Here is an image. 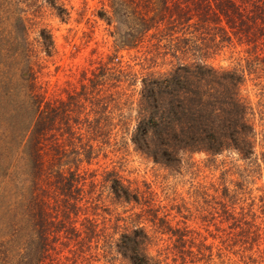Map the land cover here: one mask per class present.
<instances>
[{"label":"trees","instance_id":"16d2710c","mask_svg":"<svg viewBox=\"0 0 264 264\" xmlns=\"http://www.w3.org/2000/svg\"><path fill=\"white\" fill-rule=\"evenodd\" d=\"M110 2L111 13L104 9L100 17L126 26L120 42L138 49L141 70L112 53L90 76L83 72L63 98L45 100L31 66L25 84L16 85L30 50L9 33L0 35V124L29 133L25 162L5 175L19 200L0 197V264H93L101 256H121L129 264L212 259L213 245L196 244L188 225L174 227L151 186L142 188L116 167L91 168L122 142L170 168H181L196 153L227 152L246 162L247 177L264 174V117L257 120L244 93L250 80H264V0ZM236 44L246 46L247 54L237 65L210 62ZM18 95L25 99L18 102ZM10 149L0 132V176ZM230 193L226 198L240 200L238 191ZM107 201L115 208H106ZM224 204L245 243L264 237L255 222L251 233L245 229L247 212L237 218ZM156 232L176 240L159 247ZM227 238L237 242L236 233Z\"/></svg>","mask_w":264,"mask_h":264},{"label":"rangeland","instance_id":"374dc122","mask_svg":"<svg viewBox=\"0 0 264 264\" xmlns=\"http://www.w3.org/2000/svg\"><path fill=\"white\" fill-rule=\"evenodd\" d=\"M110 6V0H0V28L3 30L0 35L9 33L30 50V55L22 59L24 64L19 65L14 83L18 86L25 84L31 66L37 76V91L44 99L63 98L67 95L64 90L77 84L83 72L88 70L90 76V70L97 67L101 59L115 52L123 55L135 69L141 70V60L137 58L141 53L138 49L123 47L120 42V34L125 32L126 26L119 19L109 24L100 17L104 9L111 13ZM245 49L246 46L238 44L227 47L210 62L217 67H232L246 57ZM3 62L0 57V70H4ZM242 63L244 65L245 61ZM263 88L264 80L261 79L250 80L244 88V93L256 107L257 120L264 117L261 112ZM23 99V96L16 97L18 102ZM27 125L30 124L26 121ZM0 132L11 145L8 161L4 162V173L0 176V197L15 202L19 196L13 195L14 185L6 181L5 175L10 177L25 162L23 148L29 133L13 125L1 124ZM119 134L123 135L122 132ZM93 163L91 168L116 167L142 188L145 184L151 186L159 202L166 206L163 210H167L174 227L188 225L193 236L198 238L196 244L213 245L212 259H203L199 264H264V237L254 245L253 241L245 243L239 223L224 213V203H227L237 218L247 212L249 224L245 229L250 233L253 222L264 230V174L247 177L246 162L237 154L225 152L210 156L196 153L181 168H170L135 150L131 142H122L108 148L107 157H101L99 164ZM236 191L239 201L226 198V193ZM115 206L111 201L106 202V208L114 209ZM118 210L123 208L118 206ZM97 212L112 217L102 209ZM145 222L152 228L151 222ZM229 233H236L237 242L227 240ZM157 234L161 238L159 247L176 240L172 234L156 232L155 236ZM194 250L197 252L196 245ZM173 257L171 254V263ZM177 263L181 264L182 259L178 257ZM93 264L129 263L121 256L113 261L101 256Z\"/></svg>","mask_w":264,"mask_h":264}]
</instances>
